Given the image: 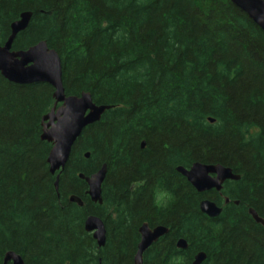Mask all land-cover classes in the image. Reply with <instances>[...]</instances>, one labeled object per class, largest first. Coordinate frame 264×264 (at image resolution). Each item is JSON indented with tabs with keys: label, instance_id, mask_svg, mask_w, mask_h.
I'll use <instances>...</instances> for the list:
<instances>
[{
	"label": "trees",
	"instance_id": "16d2710c",
	"mask_svg": "<svg viewBox=\"0 0 264 264\" xmlns=\"http://www.w3.org/2000/svg\"><path fill=\"white\" fill-rule=\"evenodd\" d=\"M25 11L32 18L13 49L46 41L61 57L66 95L90 92L113 107L83 130L56 190L53 145L41 138L54 88L0 73V264L8 251L26 264H134L145 222L169 232L144 264L173 255L192 264L200 251L202 264H264V226L249 213L264 219V31L231 0H0V46ZM195 162L241 178L199 193L176 170ZM104 163L99 204L80 174ZM157 184L173 193L167 207L153 203ZM202 199L220 216L203 214ZM90 215L105 224L103 247L85 229Z\"/></svg>",
	"mask_w": 264,
	"mask_h": 264
},
{
	"label": "water",
	"instance_id": "95a60500",
	"mask_svg": "<svg viewBox=\"0 0 264 264\" xmlns=\"http://www.w3.org/2000/svg\"><path fill=\"white\" fill-rule=\"evenodd\" d=\"M231 2L245 12L264 31V0H231ZM32 18V12L25 11L20 18L11 24L10 34L5 43L0 46V73L16 84L47 83L54 88L55 106L43 118V130L41 138L53 144L49 152L47 162L50 173L55 175L61 172L70 157L72 148L83 130L91 124L101 120L102 115L113 106L98 105L93 101L90 92H82L80 95H66L63 84V68L60 55L54 49L49 48L46 41H40L27 49L15 50L13 44L19 33L26 30ZM214 122L213 119H210ZM144 142L142 146H144ZM88 158L90 153H86ZM176 170L199 192L211 190L221 191L227 181H238L241 176L233 172V169L220 163L205 164L195 162L190 167L178 166ZM107 175V165L90 175L80 174V178L88 185L87 194L93 202L103 203L102 185ZM59 175L56 176L55 188L58 190ZM70 201L79 206L84 203L76 195L70 196ZM230 199L226 198V203ZM236 204L239 201H235ZM200 211L209 218H217L223 208L210 199H202L199 203ZM250 215L258 223L264 226V219L253 209H249ZM85 229L92 233L99 247L106 244L107 230L103 220L95 215H90L85 221ZM169 228L158 225L151 228L148 223H143L139 228L141 240L134 257V264H144L145 251L160 237L165 236ZM177 247L187 249L188 242L180 238ZM207 258L205 252L200 251L194 255L192 264H202ZM24 264L23 258L14 251L5 254L3 264Z\"/></svg>",
	"mask_w": 264,
	"mask_h": 264
},
{
	"label": "clouds",
	"instance_id": "9594fccd",
	"mask_svg": "<svg viewBox=\"0 0 264 264\" xmlns=\"http://www.w3.org/2000/svg\"><path fill=\"white\" fill-rule=\"evenodd\" d=\"M152 199L155 206L167 207L173 200V193L166 186L157 184L153 188ZM169 264H185V257L183 255H173Z\"/></svg>",
	"mask_w": 264,
	"mask_h": 264
},
{
	"label": "flooded vegetation",
	"instance_id": "af4514ba",
	"mask_svg": "<svg viewBox=\"0 0 264 264\" xmlns=\"http://www.w3.org/2000/svg\"><path fill=\"white\" fill-rule=\"evenodd\" d=\"M144 146H145V145H144ZM144 146H142V147H144ZM104 164H105V163H104ZM99 169H100V168H99ZM95 172H96V171H95ZM95 172H94V173H95ZM57 173H58V172H57ZM57 173H56V174H57ZM56 174H55V175H56ZM57 175H59V174H57ZM57 175H56V176H57ZM103 183H104V182H103ZM102 187H103V185H102ZM102 198H103V197H102ZM69 199H70V198H69ZM82 201H83V200H82ZM92 202H93V201H92ZM75 203H76V202H75ZM83 203H84V202H83ZM94 203H96V202H94ZM99 204H100V203H99ZM101 204H102V203H101ZM83 205H84V204H83ZM83 205H82V206H83ZM86 219H87V218H86ZM145 223H146V222H145ZM149 226H150V225H149ZM150 227H151V228H154V227H156V226H150ZM139 228H140V227H139ZM138 235H139V239H138V244H139V242H140V240H141V235H140V233H139V230H138ZM160 238H161V237H160ZM160 238H159V239H160ZM159 239H158V240H159ZM158 240H157V241H158ZM157 241H156V242H157ZM156 242H154V243H156ZM154 243H153V244H154ZM138 244H137V248H138ZM153 244H152V245H153ZM17 254H18V253H17ZM19 255H20V254H19ZM20 256H21V255H20ZM21 257H22V256H21ZM134 257H135V256H134ZM22 258H23V257H22ZM143 259H144V255H143ZM23 260H24V258H23ZM133 261H134V258H133ZM24 264H26L25 260H24Z\"/></svg>",
	"mask_w": 264,
	"mask_h": 264
}]
</instances>
